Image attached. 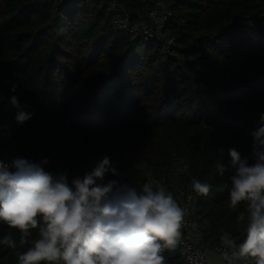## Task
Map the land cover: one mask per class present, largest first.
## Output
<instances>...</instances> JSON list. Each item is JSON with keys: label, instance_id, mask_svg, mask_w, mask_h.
Wrapping results in <instances>:
<instances>
[{"label": "trees", "instance_id": "obj_1", "mask_svg": "<svg viewBox=\"0 0 264 264\" xmlns=\"http://www.w3.org/2000/svg\"><path fill=\"white\" fill-rule=\"evenodd\" d=\"M117 1L148 22L147 0ZM168 10L161 38L143 43L114 27L104 0H0V160L47 159L46 172H66L71 181L108 156L119 175L107 174L105 183L139 192L152 180L179 207L177 190L188 188L200 245L210 252L221 235L238 241L247 227V202L230 207L236 169L228 149L255 162L250 133L264 123V0H175ZM18 111L31 119L18 123ZM193 179L211 185L207 196L193 190ZM31 232L20 245V231L0 221V241L10 235L17 245L0 243V264H18L38 238V228ZM162 254L165 264H181L176 247Z\"/></svg>", "mask_w": 264, "mask_h": 264}, {"label": "clouds", "instance_id": "obj_2", "mask_svg": "<svg viewBox=\"0 0 264 264\" xmlns=\"http://www.w3.org/2000/svg\"><path fill=\"white\" fill-rule=\"evenodd\" d=\"M17 87L12 83L10 91ZM3 99L0 93V102ZM10 103L22 107L15 95ZM31 117L32 113L18 111L16 120L22 124ZM250 135L254 163L249 164L235 148L228 149L236 169L230 207L247 202L243 242L237 245L231 233L221 236L222 244L231 250V255L223 254L228 264L248 257L264 264V123ZM223 151L219 149L221 155ZM47 163V159L37 164L16 158L9 165L0 160V221L20 231V245L28 243L31 230L38 228V238L19 254L18 264H165L163 251L174 249L180 241L184 210L163 186L148 180L138 192L127 183H105L107 174L119 175L108 156L71 181L66 172H46ZM224 171V165H218V173ZM192 188L207 196L211 185L193 179ZM238 220H245L244 212ZM0 243L17 246L10 235Z\"/></svg>", "mask_w": 264, "mask_h": 264}, {"label": "built area", "instance_id": "obj_3", "mask_svg": "<svg viewBox=\"0 0 264 264\" xmlns=\"http://www.w3.org/2000/svg\"><path fill=\"white\" fill-rule=\"evenodd\" d=\"M104 1L107 3L108 11L112 13L111 22L114 27L127 32L130 41L141 40L143 43L161 38L169 18L168 9L175 2V0H147L151 4V8L147 12V22L140 17L132 18L122 9V6L117 0ZM177 195L180 200V207L184 210L181 237L176 246L181 264H216L210 256L211 252L218 259V264H228L223 254L227 251L231 255V250L222 244V235L219 237L212 251L202 250L199 224L193 218L196 202L195 196L188 188L178 189ZM243 239L244 231L240 233L239 240L236 241L237 245L243 242ZM233 264H255V262L248 258H242L234 260Z\"/></svg>", "mask_w": 264, "mask_h": 264}, {"label": "crops", "instance_id": "obj_4", "mask_svg": "<svg viewBox=\"0 0 264 264\" xmlns=\"http://www.w3.org/2000/svg\"><path fill=\"white\" fill-rule=\"evenodd\" d=\"M210 256L213 258L216 264H218V259L215 257V255L211 252Z\"/></svg>", "mask_w": 264, "mask_h": 264}, {"label": "water", "instance_id": "obj_5", "mask_svg": "<svg viewBox=\"0 0 264 264\" xmlns=\"http://www.w3.org/2000/svg\"><path fill=\"white\" fill-rule=\"evenodd\" d=\"M202 250H205L204 247H202Z\"/></svg>", "mask_w": 264, "mask_h": 264}]
</instances>
